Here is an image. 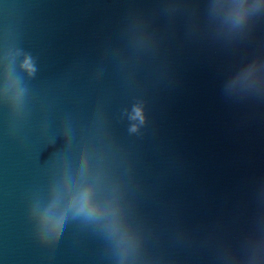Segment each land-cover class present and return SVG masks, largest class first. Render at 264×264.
<instances>
[{"label": "water", "instance_id": "95a60500", "mask_svg": "<svg viewBox=\"0 0 264 264\" xmlns=\"http://www.w3.org/2000/svg\"><path fill=\"white\" fill-rule=\"evenodd\" d=\"M0 264H264V0H0Z\"/></svg>", "mask_w": 264, "mask_h": 264}]
</instances>
